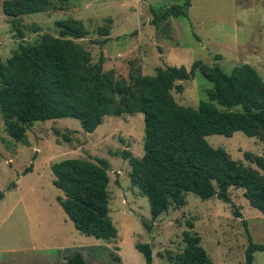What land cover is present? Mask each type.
<instances>
[{"label": "rangeland", "instance_id": "obj_1", "mask_svg": "<svg viewBox=\"0 0 264 264\" xmlns=\"http://www.w3.org/2000/svg\"><path fill=\"white\" fill-rule=\"evenodd\" d=\"M0 0V60L4 63L20 44H34L43 34L59 35L56 20L74 18L87 34L74 41L88 50L92 63L104 56L103 70L123 77L135 92L137 77L157 67L177 66L187 71L199 64H218L225 72L250 64L264 80V0H191L187 16L151 23L157 12L183 0H50L49 9L21 15L13 25ZM106 29L108 35L99 33ZM108 38L107 41H103ZM178 104L197 107L211 84L195 70L190 79L176 81ZM64 135L69 137L65 139ZM144 122L141 113L106 115L91 133L77 119L66 117L35 122L26 140L13 139L0 112V264H66L80 252L88 264H145L136 242L149 243L151 264H175L182 252V232L195 231L214 264H246L248 234L264 244V214L249 205L243 189L229 187L230 202L213 196L202 200L185 195L181 207L170 206L151 220L146 196L130 182V164L123 151L143 155ZM214 147L254 168L245 151L264 157V140L236 131L230 137H206ZM65 158L109 163V216L117 229L110 240L80 233L56 200L50 165ZM30 171L23 174V170ZM13 184V186H11ZM191 221L192 228L187 226ZM144 222L151 224L147 230ZM245 222V223H244ZM171 258V259H170ZM252 264H264V250Z\"/></svg>", "mask_w": 264, "mask_h": 264}, {"label": "trees", "instance_id": "obj_2", "mask_svg": "<svg viewBox=\"0 0 264 264\" xmlns=\"http://www.w3.org/2000/svg\"><path fill=\"white\" fill-rule=\"evenodd\" d=\"M49 6L50 0H4L2 11L16 25L19 16ZM190 6L191 0H183L159 12L151 9V23L185 17ZM55 24L59 35L43 34L39 42L20 44L4 63L0 60V112L13 139L26 140V131L35 122L70 117L91 133L106 115L141 113L143 155L123 151L122 156L131 167V184L148 200L152 221L170 206H183L187 193L230 202L229 187L243 189L249 205L264 214V157L244 152L254 168L206 139L241 131L264 140V80L253 66L242 63L225 72L218 64L207 66L196 60L188 71L157 67L153 74L136 78L133 92L125 78L103 70V54L92 63L90 52L74 41L87 34L82 23L70 17ZM99 33L108 35L106 29ZM197 68L211 84L205 89L206 98L197 107L178 104L171 91L181 92L183 87L176 81L192 78ZM50 169L53 185L62 192L56 200L76 230L96 239L115 238L117 229L108 206V161L65 158L53 162ZM29 171L27 167L22 173ZM3 196L0 191V199ZM186 223L193 227L191 221ZM144 226L151 230V224L144 222ZM182 241L184 248L173 259L175 264H214L195 231L184 230ZM135 248L145 264L152 263L149 243L136 242ZM263 250L264 244L255 243L248 234L245 263L252 264L254 252ZM66 264L88 263L76 252Z\"/></svg>", "mask_w": 264, "mask_h": 264}]
</instances>
